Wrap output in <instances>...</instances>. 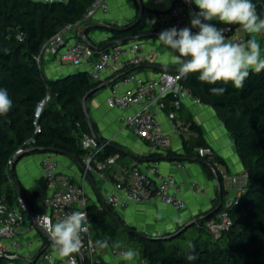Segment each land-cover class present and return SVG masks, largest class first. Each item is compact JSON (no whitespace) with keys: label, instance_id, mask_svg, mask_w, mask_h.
<instances>
[{"label":"trees","instance_id":"1","mask_svg":"<svg viewBox=\"0 0 264 264\" xmlns=\"http://www.w3.org/2000/svg\"><path fill=\"white\" fill-rule=\"evenodd\" d=\"M90 1L0 0V88L7 89L13 101L11 111L0 116V196L5 195L10 205L15 202L19 190L10 177L8 159L13 160L17 148H22L17 160L26 154L51 151L80 161L84 153L78 136L80 130L89 132V127L81 100L101 79L92 80L87 72L80 70L46 78L35 56L42 43L63 25L80 19ZM252 2L258 15L264 18V0ZM136 18L119 25L122 30L112 29L111 26L118 25L109 23L91 26L86 35L92 29L110 33L109 37L97 42L89 37L94 44L91 47L94 54H99L98 48L112 38L148 32L145 12L137 22ZM87 25L88 22L84 26ZM152 30L155 33L163 31ZM260 35L261 55L264 57V32ZM246 37L250 39L249 35ZM173 68L178 72L179 65ZM180 82L188 86L201 102L214 109L232 139L242 171L247 174V183L238 202L227 207L230 226L214 237L204 225L205 220L214 215L212 211L220 200L223 203L227 193L222 184L223 173L217 168V163L224 164V160L213 150L211 155L197 152L198 147L209 145L202 136L201 127L186 116L187 136L182 135L183 152L176 154V159L198 160L211 179L214 174L205 161L212 163L220 178L221 196L216 194L210 208L177 223L172 229L143 234H137L134 226L125 224L118 211L108 203L102 201L101 205H96L87 201L90 232L95 241L105 238H109L110 244L121 241L123 248L136 250L144 264H264V70L259 74L251 73L241 89L234 88L231 83L208 85L200 82L197 74L181 76ZM211 87H226L227 91L223 95H213L209 90ZM94 92L88 93L86 99ZM46 96L41 112L35 117L36 105ZM177 111L181 112V105ZM109 150L110 146L104 144L99 158L105 157ZM154 154L158 153L151 155ZM20 189L23 191L21 185ZM196 218L195 224L179 232ZM189 242L195 245L193 254L196 259L193 261L186 259L192 251ZM47 243L51 244V241ZM44 245L28 258L18 254L11 258L0 257V264H50L41 258ZM40 258L42 261L38 263ZM95 264L107 263L100 257Z\"/></svg>","mask_w":264,"mask_h":264},{"label":"crops","instance_id":"2","mask_svg":"<svg viewBox=\"0 0 264 264\" xmlns=\"http://www.w3.org/2000/svg\"><path fill=\"white\" fill-rule=\"evenodd\" d=\"M107 4L106 10H98L85 21V23H89L87 26H98L105 23L119 26L137 16L139 9L142 8L146 15V29L148 31L154 32L153 28L158 30L168 29L166 22L159 19V17L168 10L171 0H148L147 3H144V0H107ZM192 4L194 12H198L199 9L194 3ZM147 18H150L151 22H147ZM85 23L82 27L67 34L68 40L77 39L79 31L86 27L84 26ZM209 23H213L217 27L224 25L216 20ZM189 24L191 26L190 22ZM228 27L232 28L233 32L244 31L239 25ZM245 33L252 38V34ZM153 34L155 37H150L151 34L140 39L142 52L147 58L140 64L128 67L127 72L150 79L156 77L161 71L176 70L173 66L176 65L175 56L177 54L166 45L160 44L157 35L159 33L154 32ZM87 35L97 42L109 37L110 33L101 29H92ZM255 38L260 44L261 35L256 34ZM62 53L63 50L56 55L43 54L40 65L46 78L61 77L79 70L87 72L83 62H73L63 57ZM119 76L118 74L104 72L101 75L100 83H106V85L94 90L93 95L85 100L89 133L95 136L103 145L108 144L110 146V150L103 158L115 156L114 166L116 168L117 166L128 167L130 165L145 168L154 164L160 173L171 174L180 182V192L185 201V207L181 210H175L154 198L143 202H131L124 208H114L118 211L124 223L134 226L136 230L146 233H161L172 229L177 223L185 222L194 215L210 208L213 198L216 194L219 195L217 183L215 178L211 179L206 176L198 160L172 158L183 152L182 135L187 136V130L184 132L172 130L171 120L168 118L166 110H161L156 114L161 128L170 133L169 145L165 150L152 149L147 142L137 138L119 121L121 114L131 112L134 109H118L110 107L106 103L110 86L121 79ZM125 86L127 85H122L121 88L123 89ZM186 116L191 117L201 127L205 142L215 154L224 160V164L217 163V168L223 174L242 170V164L232 139L210 105L203 102H193L191 98L185 97L181 101V112L177 111L173 121H184ZM153 152L158 154L151 155ZM45 153L56 159L58 169L62 173L66 174L72 181L82 183L89 203L101 205V202H106V197L115 191L113 178L102 177L97 171L84 173L82 161L76 160L75 157L51 151L30 153L16 160L13 167V174L23 188L22 194H19L26 199L30 208H40L39 192L47 193L40 165L41 158ZM191 184L195 185L192 186ZM228 197L226 193L223 203L230 200ZM25 225L26 221L23 220L18 226L19 246L15 250L16 254L25 258L31 257L45 244L43 252L48 251L55 264H68L66 258L62 260L55 255L52 245L47 243L50 240L39 228L27 230ZM7 242V239L0 240V243L4 245ZM110 250L111 248L102 250L101 259L107 264H144L139 254L133 261L128 262L122 260L120 256L112 255Z\"/></svg>","mask_w":264,"mask_h":264},{"label":"built area","instance_id":"3","mask_svg":"<svg viewBox=\"0 0 264 264\" xmlns=\"http://www.w3.org/2000/svg\"><path fill=\"white\" fill-rule=\"evenodd\" d=\"M107 0H91L84 14L75 22L67 23L45 40L39 48L35 59L40 64L43 54H58L63 50L62 56L73 62H83L91 79L101 78L104 72L122 75L109 89L106 103L110 107L118 109L134 108L131 112L119 116V121L125 125L137 138L147 142L154 150H165L170 141V133L161 128L156 114L168 107L167 116L171 120V129L184 132L187 125L184 121L175 122L177 109L185 97L193 102H201L192 90L180 82L181 75L177 71H161L154 78H144L138 74L127 72L130 66L142 63L147 56L142 52V42L138 39L123 43H114L100 50L95 55L92 48L80 39L68 40L66 37L72 30L83 26L85 21L92 17L98 10H106ZM194 12L190 0H171V5L159 19L166 22L168 29L191 27L189 22ZM228 27L226 25L218 28ZM229 28V27H228ZM226 31L228 42H245L246 33ZM195 33L197 28H192ZM122 85H127L123 89ZM169 96V97H168ZM38 102L35 108V117L39 115L45 100ZM79 127V124H76ZM80 147L84 150L81 161L84 173L97 171L102 177L113 178L114 192L106 197V203L116 209L124 208L131 202H143L154 198L158 202L170 206L175 210L185 207L184 198L180 192V182L171 174H162L156 165H148L141 168L138 165L114 166L113 157L99 159L103 144L89 132L80 130L78 136ZM197 152L212 154L209 146L198 147ZM22 148H17L14 156L21 153ZM12 159H8L11 163ZM41 169L44 175L47 193L39 192L40 208L34 209L28 206L26 199L18 194L15 202L10 205L5 195L0 196V240L7 239L6 245L0 243V257L11 258L16 255L15 250L19 246L18 226L25 220L26 229L39 228L49 239L44 221L35 220L38 216H47L52 223L58 222L66 212L86 211L87 197L82 183L72 181L66 174L58 169V163L50 154L45 153L41 158ZM247 183V174L244 171L225 173L222 184L225 190L233 191L231 203H237ZM194 186L195 184H191ZM227 201L222 203L214 215L208 217L204 225L214 236H218L222 230L231 224V218L227 212ZM87 219L89 221L88 215ZM50 240V239H49ZM89 240L93 242L89 245ZM82 248L75 255L76 264H95L102 255V249L94 247L95 240L88 227L87 232L82 233ZM120 249L119 251H124ZM112 255L120 256L119 251L110 250ZM42 258L50 262L51 255L48 251L42 253ZM51 261L52 258H51ZM68 264L70 259L66 258Z\"/></svg>","mask_w":264,"mask_h":264},{"label":"clouds","instance_id":"4","mask_svg":"<svg viewBox=\"0 0 264 264\" xmlns=\"http://www.w3.org/2000/svg\"><path fill=\"white\" fill-rule=\"evenodd\" d=\"M148 0H144L147 3ZM199 9L190 12L191 27L177 29L175 27L163 30L158 40L173 50L175 63L179 65L178 73L182 77L197 74L200 82L208 85L229 83L236 89L244 87V82L251 73L259 74L264 70V57L261 55V46L255 38L256 34L264 32V18L258 15L256 5L252 0H190ZM216 20L226 26L239 25L243 30L252 34V38L245 42H228L226 31L228 27L218 28L209 23ZM192 28H197L193 32ZM7 51V50H5ZM213 95H223L226 87H211ZM13 107L7 89L0 88V116H6ZM38 223L43 220L48 232L52 249L60 259H70V264H76L75 255L82 248V233L87 232L90 222L85 211L66 212L62 219L52 223L47 216H38ZM93 242L89 240V245ZM94 247L119 251L123 248L121 241H112L109 238L96 240ZM190 251L186 259L193 261L195 245L189 242ZM122 260L131 262L138 253L132 248L119 251ZM50 264H55L51 261Z\"/></svg>","mask_w":264,"mask_h":264},{"label":"water","instance_id":"5","mask_svg":"<svg viewBox=\"0 0 264 264\" xmlns=\"http://www.w3.org/2000/svg\"><path fill=\"white\" fill-rule=\"evenodd\" d=\"M142 13H143V10H142V8H140V9H139V12H138V15H137V18H136V20H135V22H137V21L140 19ZM135 22H134V23H135ZM147 22H151L150 18H149V19L147 18ZM90 27H91V26H86V27H84L83 29H81V30L79 31V33H78L77 36H78V38H79L80 40H82L83 42H85L89 47H93L94 44L92 43L91 39L86 35V32L89 30ZM111 27H112V29H115V30H122V27H120V26H111ZM153 33H154V32L148 31V32L143 33V34H131V35H127V36L120 37V38H112V39L106 41V42H105L101 47H99L98 49H99V50H103L104 48H107V47H109L110 45H112V44H114V43H123V42H125V41H129V40H133V39H138V38H140V37L150 36V35L153 34ZM157 35H159V34H157ZM172 71H177V70H172ZM105 85H106V83H100V84H98L94 89H92V90L86 92V93L82 96V100H81V102H82L83 111H84V113H85V116H86L87 121H88V117H87L86 110H85V100H86V96L88 95V93H90V92H92V91H94V90H96V89H98V88H100V87H103V86H105ZM92 136H93V135H92ZM94 137H95V136H94ZM95 138H96V137H95ZM18 156H19V154H17V155L14 156V158H13V160H12V162H11V166H10V168H9V174H10V177H11V179L13 180L15 186L18 188L19 193L22 194V191H21V189H20L19 182L16 180L15 176L13 175V166H12V163H14V162L17 160ZM172 158L176 159L177 156H173ZM205 163L207 164V166H209V168L212 170V172H213V174H214V178H215V181H216V183H217L218 194H219V196H221V193H220V186H221V183H220V178H219V176H218V174H217V168H216L212 163H210V162H208V161H205ZM221 204H222V201L220 200L219 204L213 209L212 213L216 212V211L219 209V207L221 206ZM228 205H230V201L227 202V206H228ZM114 219H115L116 221H118V219H116V217H114ZM197 220H198V218H196V219H194V220H192V221L186 223V224L183 226V228H182L179 232H182V231H184L186 228H188L189 226L195 224ZM123 228H124V227H123ZM135 232H136L137 234H143L142 231L135 230Z\"/></svg>","mask_w":264,"mask_h":264},{"label":"rangeland","instance_id":"6","mask_svg":"<svg viewBox=\"0 0 264 264\" xmlns=\"http://www.w3.org/2000/svg\"><path fill=\"white\" fill-rule=\"evenodd\" d=\"M227 195L229 196L228 198L232 199V197L234 196V192L233 191H228ZM42 258V257H41ZM40 258V261H38V263H40L42 261V259ZM8 264H11L10 262Z\"/></svg>","mask_w":264,"mask_h":264}]
</instances>
